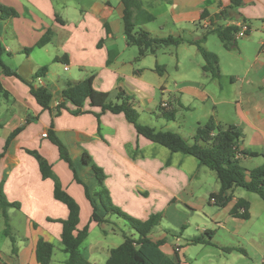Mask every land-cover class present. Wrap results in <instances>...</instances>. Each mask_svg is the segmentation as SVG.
<instances>
[{
  "label": "crops",
  "instance_id": "0c3cea01",
  "mask_svg": "<svg viewBox=\"0 0 264 264\" xmlns=\"http://www.w3.org/2000/svg\"><path fill=\"white\" fill-rule=\"evenodd\" d=\"M231 2L142 0L143 11H135V22L137 29H144L154 37L194 40L206 33L201 25L203 13L208 12L212 17L228 8ZM0 4L19 13V17L11 20L0 18V42L6 51L3 62L28 81L33 80L40 68L47 66L46 76L36 79L33 84L49 89L53 95L52 113L44 111L26 83L17 77L0 74L5 92L0 98V123L4 125L0 129V154L4 153L10 135L25 125L1 159L0 185L8 201L20 205L19 209L11 208L9 216L18 215L16 211H19L27 230L20 240L15 238V244L11 243L7 252L0 247V264H39L36 249L40 239L54 245L51 264H65L68 259L61 243L62 225L52 221L66 219L68 209L55 199L53 180L43 179L37 160L27 150L38 151L48 160L63 189L79 204V229L90 227L89 237L84 242L87 248L82 253L89 264H106L111 250L124 241L117 240L118 231L111 228V224H115L113 219L103 226L92 221L93 207L85 188L75 181L69 165L60 159L58 148L49 137H43L51 130L68 148L75 168L92 192L97 189V179L91 168L83 163L84 154H88L105 171V185L114 205L143 221L152 214L162 215L161 223L166 220L168 227L162 228L160 223L150 238L154 242L164 241L161 248L172 259H178L181 264H191L186 257L192 246L188 241L205 232L212 233L214 245V234L218 230L226 231L233 238L240 237L244 223L254 218L255 204L258 205L247 194L239 192L240 188L229 194L231 200L225 206L219 207L210 200V196L220 190L215 172H210L212 170L202 166L194 157L172 153L139 136L124 115H102L101 109L90 107L89 102L84 110L90 113L83 115L72 114L76 107L70 103L67 104L69 110H63L60 115L55 116V111L62 102L61 70L67 73V82H79L94 76L96 90L114 93L121 89L131 96L143 125L147 124L142 122V115L146 113L155 115L158 120L164 119L154 108L161 111V104L167 101L169 109L174 112V104L181 109L200 111L193 123L195 132L211 117L223 126H237L242 131L240 151L261 154L255 158H242L241 164L248 170L263 166L264 0H244L242 7L231 12L233 21L244 20L251 30L248 37L237 40L233 50L227 51L220 41L218 51H211L219 57L220 79L203 72V63L181 56L180 52H188L196 57L200 54L196 46L185 43L176 47L178 55L174 68L180 82L175 83L174 92L167 90L171 73L159 56L165 48L138 59L139 49L133 50L134 47L128 46L123 27L125 7L121 0H0ZM160 4L164 9L156 14L155 7ZM143 12L152 14L155 21L149 23L146 15L140 20ZM56 16L65 23H59ZM159 20L163 22L157 28L150 25ZM48 30L54 33L53 41L37 48L36 44ZM210 36L204 44L207 50ZM24 49L32 51L25 53ZM163 53L165 55L166 52ZM225 53L229 56L226 57ZM21 54L26 55L25 67L4 61L5 57L14 61ZM56 58L64 61L55 62ZM225 59L228 60L226 64ZM198 105H202L201 108ZM29 118L35 119L27 124ZM209 180H215L213 188L204 191ZM240 199L250 204L249 220L231 215ZM207 205L218 210L206 211ZM184 209L206 214V223L215 228L206 227L200 235L183 237L182 232L177 233L173 229L181 228L183 223L171 221L169 216L170 213L185 215ZM98 227L101 234L93 242L91 236ZM0 235L6 236L2 228ZM255 245L260 249L258 244Z\"/></svg>",
  "mask_w": 264,
  "mask_h": 264
},
{
  "label": "trees",
  "instance_id": "16d2710c",
  "mask_svg": "<svg viewBox=\"0 0 264 264\" xmlns=\"http://www.w3.org/2000/svg\"><path fill=\"white\" fill-rule=\"evenodd\" d=\"M142 0H121L125 9L123 16L124 35L128 46L139 49L138 59L146 57L148 54H155L159 49L179 47L185 43L197 47L204 60L203 72L210 74L214 79L221 78L219 66V57L206 49L204 46L208 35H217L227 51L234 49L237 40L235 34L238 28L235 26L219 25L216 29L206 31L201 38L194 40L183 37L169 36L166 38L154 37L144 29H137L135 22V11L142 12ZM244 5V0H232L228 8H224L220 13L212 16L218 21L232 20L231 12ZM149 23L155 21L152 14L143 12ZM19 17V13L14 9L0 4V18L3 21ZM211 17L208 12H204L202 19ZM59 23L65 22L56 16ZM54 39L52 30L43 36L36 44L37 48H43L50 44ZM25 53H30L32 49H24ZM6 51L0 42V74L7 77H17L30 87L31 95L44 111L52 113L51 103L53 95L45 87H36L33 82L36 79L44 78L48 72V67L44 66L38 70L32 81L23 79L19 74L8 67L2 60ZM64 61L63 58H56L55 62ZM110 62V61H109ZM5 94L0 83V98ZM7 96V95H5ZM87 102L90 107L100 108L101 114L112 113L114 115H124L131 123L139 136L148 141L167 148L172 153H179L186 156L194 157L202 166H205L217 174L220 183V190L210 196V200L215 199V205L225 206L230 200V193L235 189H243L249 193L258 195L264 201V165L252 170L246 169L241 164V159L245 157H259L261 154L253 151H240L239 144L242 138V131L235 125L223 126L216 122L215 117H211L204 125H200L194 136V142H188L180 133L173 131L158 130L154 127L140 123V113L135 108L133 98L119 89L114 93L101 92L94 88V76H90L79 82H65L62 90V102L56 107L55 116L62 113L63 110H69L67 104L70 103L76 107L72 111L74 115H83ZM162 117L168 121H175V112L173 110H163ZM100 118V114L98 115ZM35 118H29L27 124ZM4 125L0 123V129ZM25 125L18 128L8 138L4 153L10 147L12 141L24 130ZM49 140L58 148L60 159L67 163L74 174L75 181L85 188L86 196L92 204L93 215L92 221L99 226L108 225L111 219L116 217L122 219L133 230V235L123 233V243L110 252L106 264H181L176 259L166 255L162 246L164 241L154 242L150 238L151 233L161 223V214H152L149 219L143 221L132 217L124 212L121 208L114 205L110 192L105 185L107 176L105 171L99 167L95 161L88 155L84 154L83 163L91 168L97 179V189L91 191L88 185L81 179L70 152L66 145L60 140L54 130L48 134ZM0 154V162L4 156ZM27 153L33 156L40 167L44 180L51 179L54 182V197L57 201L63 203L68 209V217L57 221L62 225L61 243L64 253L68 256L65 264H89L81 252V246L88 239L90 234L89 225L79 229L80 224V206L76 200L71 197L62 186V183L53 170V166L38 151L27 150ZM11 208H20L18 203H10L0 185V210L6 221L5 235L11 238L13 245L16 239L11 235L10 219L8 211ZM250 204L244 199L238 200L231 211V215L243 220H249L248 213ZM51 221V220H50ZM36 227V225H35ZM184 230V228H183ZM212 233L205 232L203 235L194 236L189 239L192 245L212 246ZM227 253L233 251L246 254L242 248H230L224 250ZM54 254V245L44 239L37 243L36 256L39 264H51Z\"/></svg>",
  "mask_w": 264,
  "mask_h": 264
},
{
  "label": "rangeland",
  "instance_id": "374dc122",
  "mask_svg": "<svg viewBox=\"0 0 264 264\" xmlns=\"http://www.w3.org/2000/svg\"><path fill=\"white\" fill-rule=\"evenodd\" d=\"M164 7L160 4L159 6L155 7V13L159 14L162 12ZM144 19V14L140 16V20ZM163 21L159 20L157 22H154L150 24L153 26V28H157L160 26V24ZM9 31V30H8ZM189 37V36H187ZM221 46V42L217 35L213 34L210 36V42L208 43L207 47L209 51H218L219 47ZM133 50H137L136 47H134ZM163 52H166L165 55ZM181 56L187 57L190 59H196V61L203 63L204 60L201 56V54H197L196 57H194L191 53L186 52H180ZM178 55V51L176 47H170L165 48L163 51L159 53V56L163 59V62L166 63L169 67V72L171 73V76L168 80V86L167 90L170 92L176 91L175 83H179V77L178 74H176L175 66H176V58ZM185 55V56H184ZM225 56H229L227 53H225ZM5 62H11L15 63V65H22L23 67L26 65V55H17L14 61L12 59L4 58ZM13 61V62H12ZM228 62V60L225 59V64ZM16 67V66H14ZM63 77L61 78V88L64 87L65 82L68 81L67 73L64 70H61ZM25 73V72H23ZM56 83V82H54ZM168 93V92H167ZM202 105H198V108H201ZM156 113L161 115V111L156 110L157 108H154ZM174 110L176 114V120L174 122H168L164 119L158 120L155 115H149L148 113L143 114V121L144 123H147L146 125L149 126V124L153 125L154 128L158 130L168 131L171 130L176 133H181L183 137L190 143L194 142V136H195V128H194V120L200 113L199 110H201V113H203V109H198V112L181 109L179 105L174 104ZM145 125V124H144ZM150 125V126H151ZM152 127V126H151ZM164 148V147H162ZM166 150V149H163ZM96 163V162H95ZM97 164V163H96ZM98 165V164H97ZM99 166V165H98ZM100 167V166H99ZM103 169V168H102ZM210 170V169H209ZM213 172V171H210ZM215 174V173H213ZM58 176V175H57ZM59 177V176H58ZM60 179V178H59ZM217 180V179H216ZM215 180H209L207 184L204 187L205 190H209L213 188V183ZM239 192H244L247 194L255 204V216L251 221H246L242 227V234H240V237H231L229 234L226 233V231L218 230L214 234V240L213 242L215 245L212 246H203V245H192L188 249L186 253V257L189 263L191 264H264V201L256 194L249 193L243 189H239ZM208 198V197H207ZM218 208L210 205H207L206 211L214 212L217 211ZM185 215H173L170 213V219L171 221H180L183 223L181 228H173L177 233L182 232L183 237H187V234L189 235H200L202 230L206 227H210V229H214L215 227L212 224L206 223L208 221L206 214L202 212H196L194 213L191 210L184 209ZM18 215L9 216L10 221V231L11 235L20 240L21 237H24L27 234L26 225L24 218L20 215L19 211H16ZM207 213V212H206ZM114 223L111 224V228L116 229L118 231L119 236L117 237V240L123 241V233H126L127 235L134 234L133 230L126 224L125 221L122 219H118L116 217L112 218ZM166 220H163V223H161L162 228L167 226ZM168 227V226H167ZM4 229V232L6 230V221L5 218L0 211V229ZM161 228V227H160ZM182 228H186L187 231H182ZM197 228H200V231L197 232ZM185 233V234H184ZM101 229L98 227L93 233H92V241L95 242V237L100 236ZM8 237V236H7ZM6 236L0 235V247L3 248L4 252H7L9 250L8 246H11V238ZM119 242V241H118ZM255 244H258L256 246ZM87 248V243H85L83 246H81V252L85 253ZM220 248H243L247 251V256L243 255L240 252L233 251L232 253H226Z\"/></svg>",
  "mask_w": 264,
  "mask_h": 264
},
{
  "label": "built area",
  "instance_id": "2783aa9c",
  "mask_svg": "<svg viewBox=\"0 0 264 264\" xmlns=\"http://www.w3.org/2000/svg\"><path fill=\"white\" fill-rule=\"evenodd\" d=\"M201 25L203 29H205L206 31L214 30L219 25L235 26L239 29L238 32L235 34V40H240V39H244L248 37L249 32L251 30L249 23L244 20H236V21L225 20L221 22L216 19H213L212 17H208V18L202 19ZM66 70H68V67H66ZM161 108L166 111L169 110V103L167 101L163 102L161 104ZM43 137L47 138L48 134L47 133L43 134ZM211 202L215 203L216 200L212 199Z\"/></svg>",
  "mask_w": 264,
  "mask_h": 264
}]
</instances>
